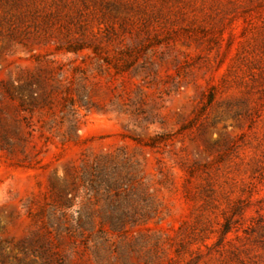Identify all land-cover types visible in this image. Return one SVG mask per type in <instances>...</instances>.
I'll return each mask as SVG.
<instances>
[{
  "label": "rangeland",
  "instance_id": "374dc122",
  "mask_svg": "<svg viewBox=\"0 0 264 264\" xmlns=\"http://www.w3.org/2000/svg\"><path fill=\"white\" fill-rule=\"evenodd\" d=\"M0 264H264V0H0Z\"/></svg>",
  "mask_w": 264,
  "mask_h": 264
}]
</instances>
